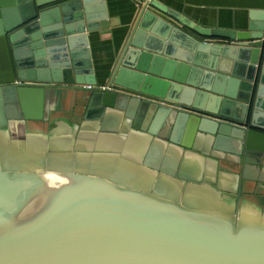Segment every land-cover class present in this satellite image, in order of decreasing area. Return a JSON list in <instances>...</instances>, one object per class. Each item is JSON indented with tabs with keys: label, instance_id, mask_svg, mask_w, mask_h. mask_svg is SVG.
I'll use <instances>...</instances> for the list:
<instances>
[{
	"label": "water",
	"instance_id": "95a60500",
	"mask_svg": "<svg viewBox=\"0 0 264 264\" xmlns=\"http://www.w3.org/2000/svg\"><path fill=\"white\" fill-rule=\"evenodd\" d=\"M108 27L105 0H0V264H264V24L143 0L100 86Z\"/></svg>",
	"mask_w": 264,
	"mask_h": 264
},
{
	"label": "crops",
	"instance_id": "0c3cea01",
	"mask_svg": "<svg viewBox=\"0 0 264 264\" xmlns=\"http://www.w3.org/2000/svg\"><path fill=\"white\" fill-rule=\"evenodd\" d=\"M205 29L247 31L264 24V0H156ZM143 0H105V30L90 33L89 49L98 85H106ZM193 34L190 31H187ZM71 120L77 116L67 115Z\"/></svg>",
	"mask_w": 264,
	"mask_h": 264
}]
</instances>
